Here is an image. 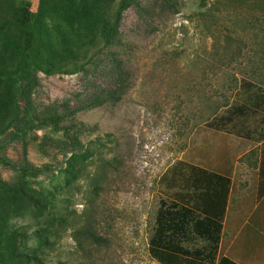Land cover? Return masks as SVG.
<instances>
[{
    "label": "rangeland",
    "instance_id": "1",
    "mask_svg": "<svg viewBox=\"0 0 264 264\" xmlns=\"http://www.w3.org/2000/svg\"><path fill=\"white\" fill-rule=\"evenodd\" d=\"M121 1L0 0V69L16 65V46H32L39 64L20 79L21 119L0 138V196L28 179L45 205L5 210L7 226L30 237L0 234V264H32L14 261L6 247L41 264H160L149 245L160 208L173 204L163 176L194 156L189 148L203 144L215 117L261 100L264 0H127L106 45L101 21ZM4 81L0 124L12 115ZM30 113L61 119L26 131ZM244 117L254 118L238 115L229 128L240 133ZM85 229L105 241L91 242Z\"/></svg>",
    "mask_w": 264,
    "mask_h": 264
},
{
    "label": "trees",
    "instance_id": "2",
    "mask_svg": "<svg viewBox=\"0 0 264 264\" xmlns=\"http://www.w3.org/2000/svg\"><path fill=\"white\" fill-rule=\"evenodd\" d=\"M126 1L122 0L120 2L119 9L113 18L101 21L100 33L106 45L110 44L118 34ZM213 5H216V2H213ZM23 17L30 21L29 14ZM11 47L13 48V46ZM17 50L16 65L12 68L4 67V69H0V75L5 76L4 84L9 98L8 103L12 107L10 118L3 119L0 124V138L21 119L17 107L20 79L28 78L29 70L38 69L39 67L32 46L26 45L23 48L16 46L15 51ZM44 71L47 74L55 73L51 68ZM259 98L261 100L255 104L257 106L264 103V99L261 96ZM252 106L249 103L232 106L227 110L229 113L227 116L215 117L212 122H209V127L213 130L237 134L232 129L233 127L229 128V122L233 121L232 119L238 115L245 116ZM60 119L61 117L58 116L50 119H40L30 113L24 120V129L28 131L32 126H46L47 121H50L51 125L56 127ZM26 131L24 134H26ZM80 160L81 157L77 156L71 158L68 162L66 174L69 177L77 173L76 168ZM4 163L15 166L8 160H4ZM24 172V175L28 177V173ZM162 183L168 193L171 194L173 204L167 206V208H160L157 226L149 245L152 258L160 264H237L228 257L219 255V243L222 233L221 221L226 212L230 180L208 172L199 166L179 160L167 170L162 178ZM35 193L36 190H34L33 184L27 179L24 186L8 188L5 194L0 196V234L2 236L20 237L22 239L30 237L26 231L20 232L10 229L4 220V212L20 202H27L30 206L38 209L44 208L43 201ZM47 193L54 192L49 190ZM83 233L87 239L97 245L105 241L104 238L90 229H85ZM33 234L39 239L43 237L39 229L35 230ZM193 239H200L206 245L194 250L187 248L185 244ZM5 252L11 259H15L14 261L20 259V262L25 263H43V259L37 254L21 253L8 247H6Z\"/></svg>",
    "mask_w": 264,
    "mask_h": 264
},
{
    "label": "crops",
    "instance_id": "3",
    "mask_svg": "<svg viewBox=\"0 0 264 264\" xmlns=\"http://www.w3.org/2000/svg\"><path fill=\"white\" fill-rule=\"evenodd\" d=\"M263 95L264 92L261 95L264 99ZM263 104L251 107L249 111L254 118L246 123L244 117L240 133L213 130L199 148L195 145L189 148V155L193 152L194 156L187 160L230 180L219 255L237 264H264Z\"/></svg>",
    "mask_w": 264,
    "mask_h": 264
}]
</instances>
